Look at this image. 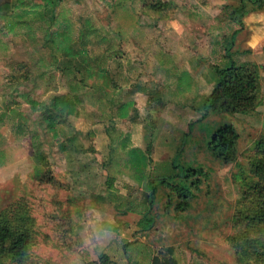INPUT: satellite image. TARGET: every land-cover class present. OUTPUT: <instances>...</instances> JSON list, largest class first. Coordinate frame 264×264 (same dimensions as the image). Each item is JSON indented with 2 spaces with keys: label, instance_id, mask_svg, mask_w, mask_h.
Returning <instances> with one entry per match:
<instances>
[{
  "label": "rangeland",
  "instance_id": "obj_1",
  "mask_svg": "<svg viewBox=\"0 0 264 264\" xmlns=\"http://www.w3.org/2000/svg\"><path fill=\"white\" fill-rule=\"evenodd\" d=\"M3 1L15 5L18 0ZM242 2L237 14L233 10L239 0H58L51 24L35 22L37 14L26 15L23 19L31 20L27 33L0 31V212L21 204L27 209L24 225L31 241L23 264H99L100 255L127 264L121 249L126 243L130 264H149L167 248L176 264H264V257L242 260L229 240L242 228L232 219L240 204L257 200L258 178L250 171L249 157L264 141V52L255 51L264 40V0ZM236 20L244 24L237 46L251 52L233 56V61L250 63L257 71L253 109L245 115L210 113L196 122L199 115L189 104L210 90L214 79L208 66L223 64V47ZM84 31H94L86 46L91 58L105 48L116 56L103 65L111 84L98 78L79 83L74 70L57 68L59 44L64 47L66 38L77 43ZM97 39L103 41L98 47ZM139 71L147 86L156 85L148 91L151 101L137 97L143 99L141 108L107 121L111 111L132 98L124 88ZM111 85L123 89L112 96ZM66 93L77 95L79 104L76 115L66 118L74 135L61 151V139L53 140L28 114L25 98L48 101ZM18 112L24 114L25 131L38 134L39 155L29 149L25 131L16 134ZM222 125H231L238 135L234 159L225 165L206 150L211 133ZM125 135L141 151L150 139L147 179L165 176L171 164L200 173L167 180L193 195L183 212L173 210L175 195L153 180L155 194L147 213L152 224L144 232L136 224L138 211L148 207V191L124 166L119 143ZM192 179L200 182L196 192L188 186ZM259 204L264 210L263 199Z\"/></svg>",
  "mask_w": 264,
  "mask_h": 264
},
{
  "label": "trees",
  "instance_id": "obj_2",
  "mask_svg": "<svg viewBox=\"0 0 264 264\" xmlns=\"http://www.w3.org/2000/svg\"><path fill=\"white\" fill-rule=\"evenodd\" d=\"M248 1L252 5H257L260 2V0ZM57 2L58 0H37V2L29 3L28 1L18 0L15 5L8 1L0 2V31H2V35L18 36L27 33L30 30L31 20H24L23 17L26 15L34 16L37 14L35 22L47 20V23L51 24L54 21L53 10L57 6ZM243 6L242 0H239V6L233 12L241 11ZM155 8H158V5ZM14 10H18L19 13L15 15V11L13 14ZM46 10L49 12L48 16H46ZM235 24L237 28L231 32L225 47H223V64L221 66L215 64L208 66V71L214 79L210 90L204 95H199L196 101H191L189 104V109L199 115L195 120L196 122L204 120L210 113L245 115L253 109V93L258 85L257 71L250 63L236 64L233 61V56H243L251 52L249 49L237 46L236 39L244 28V24L241 20H236ZM91 34H94V31L82 32L77 43L66 38L64 39L66 41L65 46L60 47L59 44L58 47L60 52L59 60L56 61L59 63L57 68L62 73L74 70L75 73L80 75L79 83L83 82V84V79L105 78L104 58L111 56L108 51H112L109 48H105L101 55L96 56L102 58L98 64L97 61L99 60H96L95 57L92 59L89 56L88 49L86 50V46L90 45V41L87 38ZM102 42L101 39H97L94 42V46L98 47ZM255 51L264 52V40L259 43ZM25 104L27 105L28 114L35 115L36 123L43 124L44 131L49 133L53 140L61 139L59 149L63 151L65 148L63 142H66L71 137L73 138L74 135L66 126L67 124H65L66 118L76 115L79 97L74 93H66L54 95L48 101H37L28 96L25 98ZM131 105V103H124L117 106L116 109L111 111L112 113H109L106 120L111 122L114 119L126 118L128 115L126 111L130 110ZM9 112L13 113L12 109H9ZM24 119V114L18 112L19 122H17L15 129L16 134L19 136H24L26 129L23 128L24 123L22 122H24ZM187 129L189 130V128ZM25 134L27 135L28 147L32 154L39 155V146L36 143L38 134L28 130L25 131ZM122 138L123 140L119 143V147L122 153L125 154L124 166L131 172L133 180L139 184L141 182L146 183V192L148 191V194L145 195V202L148 207H144L142 212L138 211L140 218L136 224L139 228L138 231L144 232L149 230L152 224V219L147 217V213L151 205L150 200L155 194L153 180H157L160 185L163 184L170 193L175 195L178 203L173 207V210L175 212H183L188 208V201L193 199V195L183 187L169 184L167 180L173 177H181L187 180L200 175V173L193 169L184 171L182 168L171 164L170 170L174 169L172 174H170L169 170L165 176H156L153 177V180L147 179L146 169L151 162L149 158L150 139L146 142L144 150L141 151L139 148L131 146L128 135ZM237 139L238 135L231 125H222L211 133L206 144V150L213 160L223 165L228 164L234 159ZM249 167L252 175L258 178V184L256 183L257 200L251 205L243 206L240 204V209L232 219L237 223L236 225H240L242 228L229 238L230 246L242 260L246 261L253 258L258 260L264 257V252H261V250L264 251V210L259 204V199L264 200L260 193V190H262L260 186H263L264 189V141L258 142L254 148V154L249 157ZM199 183V179H192L189 181L188 186L192 191L196 192L198 191ZM247 202H244V204H247ZM7 209L0 212V264H23L31 241L29 229L24 225L28 219L26 215L27 209L24 204L13 208L7 207ZM246 231H252V236L249 237ZM128 245V243L122 245L121 249L127 264H130L131 260L126 253ZM171 251L170 248H167L164 250V255L151 257L149 264H176L171 256ZM98 263L115 264L104 255L98 257ZM133 264H136V261Z\"/></svg>",
  "mask_w": 264,
  "mask_h": 264
},
{
  "label": "crops",
  "instance_id": "obj_3",
  "mask_svg": "<svg viewBox=\"0 0 264 264\" xmlns=\"http://www.w3.org/2000/svg\"><path fill=\"white\" fill-rule=\"evenodd\" d=\"M110 57H111V59L113 60V59H115V57L116 56H109V57H106V58H104V63H107L108 61L107 60H109L110 59ZM93 59V58H92ZM95 59L96 60H99V61H97L98 63L99 62H101V60L100 59H102L101 57H95ZM136 61V60H135ZM134 61V62H135ZM136 62H138V61H136ZM185 71H187V70H185ZM187 72H189V71H187ZM131 75H133V73H130ZM137 75H135V77L133 78V81H131V76H130V79H129V87H126V88H124V89H127V90H130V92H129V95L130 96H132V98H130L128 101H125L126 103H131L132 105L130 106V110H129V113H130V111H133V109L134 110H137V109H139V108H141L140 106H141V104L143 103H141V101L143 100H141V99H137V97H145V96H148L149 98H150V101H151V97H150V95L148 94V91L149 90H151V89H153L154 90V88L156 87V85H152V86H147V80H146V77L145 78H143V76L142 77H140V71L139 72H137L136 73ZM145 74H147V73H145ZM146 76V75H145ZM104 77L105 78H101L100 80H103L104 81V83L105 82H109V84H111L112 82L110 81V75H108V73H107V71H106V68H105V73H104ZM193 77V76H192ZM99 80V79H98ZM111 82V83H110ZM139 82V83H138ZM194 81H193V78L191 79V83H193ZM162 84H160V86H161ZM110 86V85H109ZM112 86V88L114 89V93H111V95L113 96V95H116L115 93L116 92H118L119 91V89H123V87H117V86H115V85H111ZM160 86H158V88H160ZM88 87H91L90 85H88ZM92 88V87H91ZM175 88V87H174ZM97 90H100V88L99 89H97ZM156 92V91H155ZM158 93V95H159V92H157ZM158 95H155V96H158ZM134 97H136V98H134ZM160 97V96H159ZM147 101V100H146ZM145 101V102H146ZM158 101H161V100H159V98H158ZM157 101V102H158ZM156 102V103H157ZM141 103V104H140ZM156 103H154V104H156ZM146 104V103H145ZM159 104H161V103H159ZM129 113H128V115H129ZM127 115V116H128ZM131 123H135V122H131ZM137 123V122H136ZM1 128V127H0ZM129 137V136H128ZM130 144H131V142H130ZM131 146H133V147H137V148H139V145H131ZM150 150H151V147H150ZM151 152L152 151H150V154H149V158H150V160H151V157H152V155H151ZM2 160H3V155H0V167H1V165H2ZM174 259V258H173Z\"/></svg>",
  "mask_w": 264,
  "mask_h": 264
},
{
  "label": "clouds",
  "instance_id": "obj_4",
  "mask_svg": "<svg viewBox=\"0 0 264 264\" xmlns=\"http://www.w3.org/2000/svg\"><path fill=\"white\" fill-rule=\"evenodd\" d=\"M93 239H94V237H93ZM89 243H92V240H89ZM87 246V245H86Z\"/></svg>",
  "mask_w": 264,
  "mask_h": 264
}]
</instances>
